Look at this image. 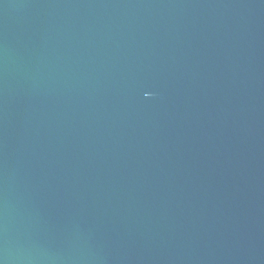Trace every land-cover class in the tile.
Listing matches in <instances>:
<instances>
[{
	"label": "water",
	"instance_id": "1",
	"mask_svg": "<svg viewBox=\"0 0 264 264\" xmlns=\"http://www.w3.org/2000/svg\"><path fill=\"white\" fill-rule=\"evenodd\" d=\"M0 264H264V0H0Z\"/></svg>",
	"mask_w": 264,
	"mask_h": 264
}]
</instances>
